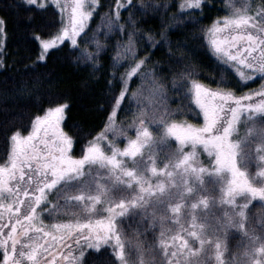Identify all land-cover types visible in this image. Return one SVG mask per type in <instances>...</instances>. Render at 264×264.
<instances>
[{
  "label": "snow or ice",
  "instance_id": "snow-or-ice-1",
  "mask_svg": "<svg viewBox=\"0 0 264 264\" xmlns=\"http://www.w3.org/2000/svg\"><path fill=\"white\" fill-rule=\"evenodd\" d=\"M14 6L25 10L23 39L35 49L33 70L63 47L70 63L95 76L104 68L101 27L105 36L122 35L103 76V103L95 105L106 117L99 131L70 122L68 93L54 95L23 131L4 130L0 264H264V167L255 176L247 171L253 146L264 161V0L255 6L228 0L229 14L201 26L215 60V87L194 78L193 65L173 52L187 43L170 35L203 18L211 0H177L171 5L177 11L162 15L158 28L136 17L133 0H115L114 11L97 13L100 22L89 31L94 12L104 7L100 0H17ZM50 6L57 10L54 31L41 19ZM169 7L156 0L143 11ZM7 25L0 15V68ZM139 42L146 46L138 49ZM160 47L169 59L156 72L149 62L160 66L153 59ZM145 79L158 98L150 105L141 103ZM135 80L141 85L130 87ZM256 81L258 88L248 87ZM128 112L117 122L118 113ZM125 222L137 225L130 241L135 257L126 251ZM157 222L158 240H141L140 229ZM230 229L246 239L231 253Z\"/></svg>",
  "mask_w": 264,
  "mask_h": 264
},
{
  "label": "trees",
  "instance_id": "trees-1",
  "mask_svg": "<svg viewBox=\"0 0 264 264\" xmlns=\"http://www.w3.org/2000/svg\"><path fill=\"white\" fill-rule=\"evenodd\" d=\"M16 2L17 0H0V15H4L8 19L5 36L6 55L4 56V67L0 68V161L5 157L8 147L4 130L20 127L23 131L29 127L31 118L36 114H42V107H48V101L59 93H68L71 98L72 108L70 115L72 120L70 122H80L87 131H92L93 133L103 127L106 117L104 113L96 110L95 105L97 101L103 103L102 97L105 91L103 76L110 70L108 66L111 64V58L114 55L112 45L122 35V33L118 34L112 31L108 36H105V28L101 27L99 38L106 46V50L100 53V60L104 68L97 72L95 76H90L91 68L77 67L70 63L67 59L69 50L63 47H61L60 51L53 53L46 67L39 66L33 70L29 65L31 63L30 57H33L35 49L34 46L23 39L25 35V10L22 7H15ZM176 2L177 0H159L160 4L168 3L170 5L167 12L163 9L159 12L151 10L144 12V5L156 3V0H144V5L140 3V0H133L135 7L132 10L136 13L137 18L147 21V26L158 28L161 25L162 15L166 18L167 15L177 11L176 8L171 7ZM247 2L255 6L261 0H247ZM100 3L104 7L98 8L94 12L93 17L89 21V28L86 31L94 28L100 22V17L97 13L107 12L110 6H112L114 11L115 0H100ZM211 4L212 7L205 9L203 18L198 22L189 23L182 29L170 32V35L173 39L183 37L187 43L186 48H182L181 51H176L173 48V52L176 57L183 55L187 58L185 62L193 65L197 70V75L194 78L215 87V60L210 55L209 50L204 47L206 38L200 28L201 26L210 25L212 20L217 17L229 14V10L227 8L228 0H211ZM54 12H57V10L54 6H50V11L44 13L41 19L51 25ZM127 15L128 12L122 9L121 16L126 17ZM56 18H58V15ZM54 30L55 26L51 25L49 31ZM145 46L142 42L138 43V49ZM87 47L92 49L93 45L89 43ZM153 52L155 53L153 59L161 63L160 66H155L150 61L149 67H153L154 71L159 72L161 67L166 68L165 62L169 59L168 49L167 47H160L154 49ZM140 54L143 55V52ZM259 83V81L249 83L248 87L258 88ZM140 85L141 81L135 80V83L130 84V87L137 88ZM229 86L231 87L232 85ZM152 89L153 85L150 79H145L143 86L139 89L142 92L141 103L150 105L158 99L152 95ZM168 95L170 97L168 103L175 107V94L169 89ZM146 97L152 98L153 101L149 102ZM132 107L135 108V102ZM125 116L130 117L131 112L126 114L118 113L117 122L125 120ZM194 122L202 123V119ZM241 133H243V123L241 125ZM252 152L254 155L248 160L247 169L249 174L254 175L261 167H264V161L259 159L255 146H253ZM205 157V154H201L202 159H205ZM255 203L253 202V204ZM136 219H139V217ZM256 219L259 220V210H257ZM122 227L125 236L128 238L126 240L131 244V254L135 257L136 248L134 243L130 241L135 235L133 229L137 228V225L125 222ZM140 231V239L152 243L159 238V223L157 222L154 229L150 228L147 232L142 229ZM244 243H246V239L243 238L242 233L236 229L229 230L227 244L230 253L237 251L238 246ZM155 248H159L158 243L155 244Z\"/></svg>",
  "mask_w": 264,
  "mask_h": 264
},
{
  "label": "rangeland",
  "instance_id": "rangeland-1",
  "mask_svg": "<svg viewBox=\"0 0 264 264\" xmlns=\"http://www.w3.org/2000/svg\"><path fill=\"white\" fill-rule=\"evenodd\" d=\"M146 100H148L149 102H152L153 101V99L152 98H149V97H146ZM242 123H243V121H242ZM243 133H241V135H242ZM122 139V138H121ZM121 146H123V143H121ZM206 155V154H205ZM202 159V158H201ZM247 171H248V169H247ZM257 173V172H256ZM256 173L254 174V175H251L250 174V176H255L256 175ZM258 178V177H257ZM153 182H155V180H153ZM257 199H259V198H257ZM253 202H256L255 200L253 201ZM250 207V206H249ZM52 221H48L47 219H46V223H51ZM169 226L171 227V226H174V224L172 223V222H170V224H169ZM166 235H168V236H171V235H173V233H171V232H169V233H166ZM127 244V245H126ZM125 245H126V251H128L130 254H131V244L127 241V240H125ZM132 255V254H131ZM133 256V255H132ZM157 258H159V256L157 257ZM61 260V258L60 257H57V261H60Z\"/></svg>",
  "mask_w": 264,
  "mask_h": 264
}]
</instances>
